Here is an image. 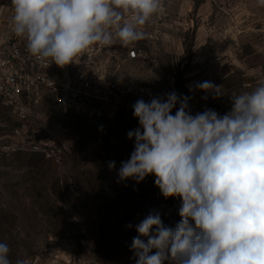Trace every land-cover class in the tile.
<instances>
[{
	"label": "rangeland",
	"instance_id": "obj_1",
	"mask_svg": "<svg viewBox=\"0 0 264 264\" xmlns=\"http://www.w3.org/2000/svg\"><path fill=\"white\" fill-rule=\"evenodd\" d=\"M163 4V13L144 28L146 39L134 43L149 58L126 61L117 72L119 81L142 86L143 94L126 97L114 114L104 115L110 124L106 134L95 114L77 116L50 102L31 120L18 121L0 97V136L8 144L19 131L22 146L9 153L0 147V242L9 246L12 264L18 259L32 264L50 248V236L83 241L98 264H135L130 248L139 235L136 226L158 212L165 226L175 228L181 200L165 199L153 175L140 183L119 179L121 163L134 150L127 133L139 127L132 106L175 91L190 97L192 115L212 109L223 116L231 110V95L264 82V6L256 0ZM10 6L11 0H0V12ZM204 81L220 86L221 95L195 88ZM32 141L61 143L65 160L31 151Z\"/></svg>",
	"mask_w": 264,
	"mask_h": 264
},
{
	"label": "clouds",
	"instance_id": "obj_2",
	"mask_svg": "<svg viewBox=\"0 0 264 264\" xmlns=\"http://www.w3.org/2000/svg\"><path fill=\"white\" fill-rule=\"evenodd\" d=\"M256 3L264 6V0ZM11 5L12 32L41 63L61 68L94 46L144 39L145 26L164 11L163 0H11ZM195 88L221 95L211 81ZM231 99L223 116L212 109L192 115L190 97L175 91L132 106L139 127L127 133L134 150L121 163L119 179L140 183L153 175L165 199L181 200L175 228L165 226L158 212L136 226L139 235L130 248L135 264H264V82ZM9 253L0 242V264H12Z\"/></svg>",
	"mask_w": 264,
	"mask_h": 264
},
{
	"label": "built area",
	"instance_id": "obj_3",
	"mask_svg": "<svg viewBox=\"0 0 264 264\" xmlns=\"http://www.w3.org/2000/svg\"><path fill=\"white\" fill-rule=\"evenodd\" d=\"M12 15V6L0 12V97L18 121L31 120L43 103L50 102L77 116L95 114L102 120L101 132L106 134L110 124L104 115L114 114L126 97L143 94L142 86L119 81L117 72L126 61L147 60L145 49L134 44L119 46L117 41L110 46H94L77 63L64 68L41 63L28 52L26 40L12 32ZM16 135V141L8 144L0 136L4 152L21 149L20 132ZM30 145L31 151L49 160H65L63 146L57 141L44 145L32 141ZM49 241L50 248L37 254L32 264H98L83 241L59 236H50Z\"/></svg>",
	"mask_w": 264,
	"mask_h": 264
}]
</instances>
